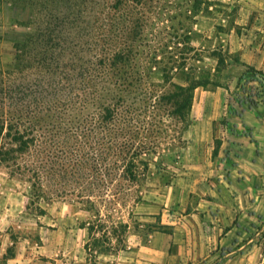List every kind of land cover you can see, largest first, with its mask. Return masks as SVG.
<instances>
[{"label":"rangeland","instance_id":"1","mask_svg":"<svg viewBox=\"0 0 264 264\" xmlns=\"http://www.w3.org/2000/svg\"><path fill=\"white\" fill-rule=\"evenodd\" d=\"M128 7L143 13L141 48L161 58L164 66L177 65L173 81H200L193 91L192 108L185 121H168L159 145L146 155L150 170L140 187L143 200L136 203L131 197L125 205L118 204L111 211L114 223L107 221L103 230L95 224L89 232L91 213L67 197L42 202V212L30 204L28 182L0 165V244L15 242L17 249L33 258L31 264L152 263L143 258V250L137 253L138 247L151 240L149 234L155 230L172 233L167 222L178 220L191 208L186 205L189 192L190 197L195 190L205 192L217 176L210 172L201 178L204 165L198 166L196 158L221 149V156L231 160L226 165L229 170L236 167L240 155L237 139L234 145L219 144L213 150L207 141L198 143L194 125L205 128L206 118L217 114L216 124L227 126L230 136L246 131L241 121L240 129L232 120L248 108V103L239 104L242 94L235 93L242 75L248 96L256 95L253 108L261 106L264 113V69L249 63L261 56L256 47L264 45V0H144L134 5L129 0H8L5 21L0 6V95L11 81L32 83L34 89L50 88L61 79L59 70L89 56L101 45L107 29H114L105 26V20L121 28L127 25ZM151 81L165 84L160 71L152 73ZM197 116L203 120L197 121ZM242 166L246 174L239 178L252 177V166ZM223 174L227 178L230 173ZM248 182L242 184L249 190ZM230 194L238 204L251 205L248 196L241 201L236 187ZM237 214L238 210L230 214L234 223ZM147 215L152 218H144ZM123 223L128 227L118 226ZM105 234L112 241H104ZM117 234L124 242L117 241ZM262 237L264 229L251 243Z\"/></svg>","mask_w":264,"mask_h":264},{"label":"trees","instance_id":"2","mask_svg":"<svg viewBox=\"0 0 264 264\" xmlns=\"http://www.w3.org/2000/svg\"><path fill=\"white\" fill-rule=\"evenodd\" d=\"M142 14L128 7L123 28L105 20L114 29H107L89 56L59 70L61 79L51 89L11 81L0 95V165L28 182L30 204L42 212L41 203L56 197L89 211V232L95 224L103 230L107 221L114 223L111 211L118 204L143 200L140 187L150 170L146 155L159 145L168 121L186 120L200 84L189 78L188 84L174 82L177 65L164 66L141 48ZM155 71L164 85L151 81ZM242 80L243 75L235 91L242 94L239 104L253 108L256 95L248 96ZM110 240L105 234L104 241ZM15 254L13 242L0 264Z\"/></svg>","mask_w":264,"mask_h":264},{"label":"crops","instance_id":"3","mask_svg":"<svg viewBox=\"0 0 264 264\" xmlns=\"http://www.w3.org/2000/svg\"><path fill=\"white\" fill-rule=\"evenodd\" d=\"M7 4L8 0H0V6H3V21L6 18ZM256 50L261 56L249 63L264 69V45L257 46ZM261 109V106L248 107L241 115L232 118L237 128H240L239 121L242 128H246L245 132L239 130V135L230 136L227 126L224 128L217 125V119L220 117L216 116L217 114L206 118L208 124L205 128L199 124L194 125V139L198 143L207 141L208 147L213 150L219 144L224 148L234 145V139H237L236 143L241 147L240 155L237 157L236 167L229 170L226 165L231 160L221 156V149L214 155L209 152V156L196 158L198 166L204 165L199 173L201 178L207 177L210 172L217 176L210 179L213 181L212 186L206 188L205 192L195 190L196 194L192 197L189 192L186 205L190 204L191 208L178 220L167 222L172 225V233L155 230L149 234L151 240L138 247L137 253L143 250L146 253L143 258H148L152 262L150 264H263L264 238L262 237L260 242L251 243L264 229V221L259 220L264 217V113ZM198 117L197 121L203 120ZM233 136L234 138H231ZM243 164L252 166V177L246 175L243 179L239 178L246 174ZM227 171L230 174L226 178L223 173ZM248 179V184H252L249 190L242 184ZM202 185H198V188ZM219 187H222L221 190ZM231 187L238 189L241 201L244 200L243 196H248L251 205L247 207L232 200ZM165 205H168V202H165ZM236 210L238 220L234 223L230 214ZM144 218L150 219L152 216L147 215ZM250 229L258 231L252 234ZM9 243L11 244L10 239L0 244V258L6 253ZM32 259L27 252L16 248V254L8 258L6 264H31ZM45 264L51 263L46 261Z\"/></svg>","mask_w":264,"mask_h":264}]
</instances>
